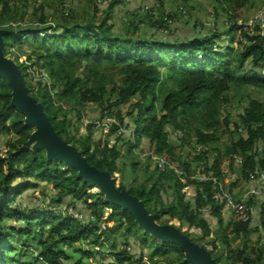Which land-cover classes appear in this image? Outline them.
<instances>
[{
  "label": "trees",
  "instance_id": "obj_1",
  "mask_svg": "<svg viewBox=\"0 0 264 264\" xmlns=\"http://www.w3.org/2000/svg\"><path fill=\"white\" fill-rule=\"evenodd\" d=\"M85 1L89 3L88 9L90 6L92 8V12L86 10L88 13L84 18H90L85 22L72 11V15L65 18L59 26L27 25L20 26L18 31H15L13 24L8 22L10 19H16L18 15L23 17L24 12L18 11L19 7L12 3V0H0V29L14 31L4 35L6 55H9L8 47L12 42L24 43V39L38 41L39 35H46L43 41L44 50L36 53V57L43 59L41 68L48 72L47 77L51 82L40 79L39 93L33 94L35 86L28 80V65L16 55L15 61L23 71L25 82L31 94L44 103L57 133L81 150L92 165L110 171L114 177L118 172L117 160L122 155L117 149V141L112 147L106 143L100 149V143L94 145L92 139L94 123L89 124V134L84 140L81 136H76L78 130L74 118L84 115L88 103L100 104L102 119L107 115H115L121 120V124L111 126V133H117L124 124V118L120 111L114 114L115 108L140 96V100L133 105L135 142L129 145L128 156L134 158L136 168L138 160L133 152L134 146L145 139L151 152L165 158L167 165L158 173L151 188L147 187L146 181L134 182L129 192L144 200L150 212V208L154 206L151 213L158 214V221L168 216L164 220L166 223L162 224L176 225L174 220H178L180 229L186 222L188 229L193 227L201 233L195 234L210 236L211 225L203 217V212L209 209L212 215L221 221L219 217L223 205L216 202L212 195L215 191L213 178L224 179L221 168L223 161L231 157V163L234 164L236 157L241 158L242 172L246 180H250L251 172L264 170V102L252 100L245 108L242 124L246 130H236L239 135L226 153H219L214 162L205 169V175L211 170L214 171L209 179L191 178L193 174L190 162L184 160V154L177 152V147L169 141L168 129L171 127L183 134V146L189 145L190 139L196 138L202 147H207L219 139L220 136L216 133L220 127L225 125L226 129H229L231 117L227 116L221 122L220 115L221 103L226 101V93L231 86L243 87L251 84L264 89L262 27L260 24L256 25V32L252 33L239 25L229 32L228 38H223L226 33L217 31L214 24L208 33L198 34L194 31V36L182 40L166 41L159 37L151 39L146 37L143 24L163 34H170L174 24L170 26L168 19L175 21L177 14L184 15L186 12L182 11V6L178 11L180 14H176L166 13L162 5L163 13L157 17L154 13L147 12L146 6L141 7L145 14L138 13V8L132 10L135 15L126 25V30L116 33L115 22L112 21L114 8L123 4L124 0H112L104 12L106 16L100 22L96 20V15L101 11L102 4L97 3V0ZM188 1L185 2L186 6ZM217 1L224 11L231 14L235 12V15L237 11L255 4L254 0ZM64 15L61 14L62 17ZM39 21L46 23L47 18L42 16ZM58 27L62 29L61 32H58ZM167 29L169 33L165 32ZM238 30H242V41L236 44ZM48 41L52 44L60 42L61 45L54 47L47 44ZM28 58L33 59L31 55ZM249 64H252L255 70L251 71ZM109 85H112V88L107 98ZM52 88L56 91L53 92ZM12 90L9 81L0 77V141L3 135L18 136L16 141L7 142L8 150L5 154L0 151V264H64L66 260L71 259L66 248H76L79 242L102 246L99 224L112 220L118 221L119 225L125 223L129 234L135 229L141 230L144 233L141 241L145 243L152 239L155 243V255L164 257L175 252L177 255L174 258L164 257L167 264H186L185 253L179 246L161 242L145 233L128 211L107 202L97 186L79 178L77 169L62 161L48 160L45 150L29 145L27 142L33 130L25 124V115L11 105ZM130 115L132 114L129 113ZM230 132L234 134L235 131ZM119 139H122V136H119ZM260 151L262 157L259 156ZM205 153L208 154L207 151ZM178 169L183 172H177ZM30 178L46 180L53 188L60 190L50 206L39 210L37 205L26 211L21 207L24 193L29 188L38 186L32 183ZM183 178L187 179V185L182 183ZM171 182L174 183L173 186ZM191 184L197 185L194 202L185 200L184 189ZM172 188L173 201L166 202L163 196ZM225 188L227 189L226 186ZM67 198L74 201L70 199V202L65 204ZM62 205L66 206L61 208ZM56 207L59 212L54 211ZM80 214L84 220L80 219ZM6 220L23 223L8 231L4 226ZM229 230L236 236L241 233L248 234L250 224L241 221L230 222L224 228L225 234H228ZM183 232L191 237L185 230ZM23 236L26 239L22 240V248L18 249L15 243H19ZM30 239L39 246L32 259H29L28 252H25L27 249L33 251ZM224 239L230 246L228 238ZM107 240L115 246L111 237ZM212 247L209 250L213 256L214 249H217L216 242L212 243ZM76 249L84 257L91 255L89 250ZM139 255L140 258H135L126 250L115 251L112 254L113 260L108 264H143L144 256L141 253ZM216 256V259L222 262L221 257ZM226 258V264H264L263 249L255 250L247 245L230 250ZM158 263L159 260L154 259L153 264ZM75 264L85 263L79 259Z\"/></svg>",
  "mask_w": 264,
  "mask_h": 264
},
{
  "label": "rangeland",
  "instance_id": "obj_2",
  "mask_svg": "<svg viewBox=\"0 0 264 264\" xmlns=\"http://www.w3.org/2000/svg\"><path fill=\"white\" fill-rule=\"evenodd\" d=\"M111 1L112 0H97V3L102 4L100 6L101 11H99L96 15V20L98 22H100L101 19L106 16L104 12L108 8ZM25 2L21 0H12V3H15L16 6L19 7L18 11L24 12L23 17L18 15L16 19H10L8 22L13 24L15 31H18L20 26L27 25L34 27H44L50 25L59 26L60 24H63L65 18L72 15V11L78 14L76 15L78 18L83 19L82 22H85L88 20V18H90V16H88L86 19L84 18L88 13L86 10L92 12L91 6L88 9L87 6L89 3H87L85 0H27ZM185 2H187V0H124L123 4L117 5L114 8L115 12L112 20L115 22L114 31L118 33L126 30V25L135 15V13L133 15L131 11L137 8L139 9L138 13L145 14V12L142 11V8L146 6L147 12L150 11L151 13L155 14V17H157L159 14L161 15L163 13V10H165L166 13H179L178 11H180L179 9L182 6L183 10H186V13L184 15L179 13L181 16L176 13L177 16L175 17L174 25L170 34H163L151 26L143 24L142 28L144 31H146V37L151 39L159 37L166 41H174L177 39L182 40L194 36V31H196L198 34L208 33L211 27H214L215 24L217 31L226 33L223 38H228L229 32L239 25L243 26L245 30L256 32L254 27L252 28L249 26V22L253 17L257 16L259 11L264 6V0H254L255 4L252 7H247V9L237 11V14L235 15V12H232L233 14H231L224 11L225 9L218 3L217 0H189L187 6L185 5ZM56 5L59 8L58 10ZM162 5L163 10H161ZM42 8H45V10ZM1 11L2 6H0V12ZM61 14L65 15L62 17ZM42 16L47 18L46 23H41L39 21V18ZM261 26L264 27V25ZM57 30L58 32L62 31V29L59 27ZM261 30L264 31V28H261ZM241 31L242 30H238L236 34V44L242 41ZM38 38V41H26V39H24V43H21L23 41L12 42V45L8 47L9 57L15 60L17 57L16 55H18L20 56L21 60L26 61L28 65L27 67L29 69L28 80L33 86H35L33 94L39 93L41 86H39L38 81L40 79L42 81L51 82V80H49L47 77L48 72L41 68V64L44 62L43 59L36 57V53H40L44 50L43 41L45 40L46 35H39ZM47 44L54 45V47L61 45L60 42L52 44L50 41H48ZM30 55L33 58L31 60L28 58ZM249 66L251 71L255 70V67L252 64H249ZM111 88L112 85H109V94L107 98L110 96ZM52 91L55 92L56 89L52 88ZM226 97V101L221 103L222 109L220 120L223 122L227 116H230L231 123L229 124V129H226L225 125L220 127L218 129V133H216L218 136H220L219 139L208 144L207 147H202V145L198 144L196 138L190 139L191 143L189 145L183 146V134L178 131H174V129L171 127L168 129L170 132L169 141L177 147V152L184 154V160L190 162L192 172L191 174H193L191 177L192 179H209L211 176H213V170H211L209 174L205 175V169L210 163L214 162L219 153H226L228 147L239 135L236 130L239 132L246 130L242 124V115L245 111V108L250 105L252 100L264 102V89L251 84H246L243 87L232 85L230 90L226 93ZM139 100L140 96H136L132 98L130 103L115 108L114 114L120 111L122 113V117L124 118V124L121 129H118L117 133H111V126L115 124H121V120H119V118L115 115H107L102 119V110L100 104L88 103L84 115L81 118H74V124L78 130L76 136H81L84 140L89 134V124L94 123L95 127H93L92 139L94 145H96L97 142L100 143L99 146L97 145L100 149H102L106 143H109L110 147H112L117 141V149L120 150L122 155L117 160L118 172L115 174V178L117 179L118 184L125 185L128 190L133 186L134 182L141 183L144 181H146L147 187L151 188L153 186L154 180L158 176V173L167 165L165 158L151 152L145 139L141 140L138 145L134 146L133 152L137 156L136 160H138V165L136 168L134 167L133 163L135 161L134 158L132 159L128 156L129 145L134 144L135 142V139L133 138V105ZM66 109H68V106ZM129 113L132 115L129 116ZM32 130L34 131L35 128H32ZM230 130L235 131L234 134L231 133ZM119 136H122V139H119ZM17 138V135H3L0 141L1 153L5 154L8 150L7 142H9V140H13L14 142L17 140ZM205 151H207L208 154H206ZM259 156H263L261 151ZM198 157L200 159H198ZM231 161V157H228L223 161L221 168L224 179H220L219 177L217 178H219V181L223 184V186L227 187V191H229L236 200L249 202L252 212H255L256 209L258 210V208H261L262 213L260 217L255 219V221L253 220L249 222L250 232L248 234L241 233L239 236H236L231 234L229 230L228 234H225L224 228L228 226L230 222L237 221L239 218H237L232 210H228L227 208L225 209L224 207L220 212L221 218L219 217V219H221V221H218L217 218L212 215L209 209H207L205 213L203 212V217L208 220L211 225L212 233L210 236L202 237L199 235L201 234L200 231H197L193 227L188 229L189 225L186 222L183 223L184 227L181 229L182 231L185 230L188 232L191 237H193L192 239L195 242L201 245H206L208 249H212V243L216 242L217 249H214L213 256L214 258H217L216 255L220 256L223 263H226L228 260L226 256L230 253V250L240 249L244 245H247L255 250L263 249L264 255V201H261V196H252L253 190L262 191L264 189H260V187L264 186V170L257 169L256 172L260 173L262 171L260 173L262 180L251 178L250 174L249 176L251 179L246 180L242 172L241 158L236 157L234 164L231 163ZM176 171L179 173L183 172L182 169H178ZM256 180H258L260 183ZM30 181L34 184H37L38 186H33L24 193L23 199L21 201L23 204L21 207L26 211L29 210L30 207H37V205L39 206V210L50 206L51 201L57 197V194H59L60 190L53 188V186L46 180L40 181L36 178H30ZM181 181L183 184L187 183L186 178L181 179ZM171 185L173 186L174 183L171 182ZM196 188V184H191L184 189L186 201L193 200L194 202L196 199ZM173 193L174 189L172 188L167 194H164V200L166 202H172L174 198ZM212 198L215 200L214 192ZM70 199L74 201L72 198H67L65 204H68ZM194 204L195 203H193V205ZM65 206L66 205H62L61 208H64ZM153 208L154 206L150 208L151 212L153 211ZM58 209L59 208L56 207L54 211L59 212ZM71 209L72 208H70V210ZM81 214L80 219L84 220V214ZM166 218H168V216L165 218L163 217L159 220V222L166 223L164 221ZM174 221L176 222L177 226L181 227L178 220ZM22 223L23 222L17 223L15 221L6 220L4 222V226H6L7 230L10 231L11 228L14 226L18 227L22 225ZM99 227L101 233L100 240L103 242V245L94 246L88 243L79 242L76 248H82L84 250L91 251V255L86 257H84L81 252H77L76 248H66V252L69 256H71V259L66 260L64 264H75V262L79 259H82L85 264H108L113 260V252L124 250L134 255L135 258H140L139 254H143V264H153L154 259L159 260L158 264H167V261L164 257L167 256L166 258L169 259L171 256L174 258L177 255L175 252L164 257L155 255V250L153 249L155 243L153 240L149 239L145 243L141 241V236L144 233L138 229H135L134 232L132 231L130 234L127 233V226L125 223L119 225L118 221L112 220L108 223L101 222ZM195 232L199 234H195ZM108 237H111V239L115 241V246H113L107 240ZM14 238L16 240L18 235ZM224 238H228L230 246L224 242ZM25 239L26 238L23 236L21 237V241H19V243H15L17 244L18 249L22 248V240ZM29 243L31 244L33 251L31 249H27L28 251L26 250L25 252H28V258L32 259L33 254H37L39 246L31 239L29 240Z\"/></svg>",
  "mask_w": 264,
  "mask_h": 264
},
{
  "label": "water",
  "instance_id": "obj_3",
  "mask_svg": "<svg viewBox=\"0 0 264 264\" xmlns=\"http://www.w3.org/2000/svg\"><path fill=\"white\" fill-rule=\"evenodd\" d=\"M9 32L14 33L0 29V77L6 78L13 89L11 105L25 115L27 126L35 128L27 143L45 150L48 160L62 161L77 169L79 178L97 186L107 202L128 211L145 233L161 242L179 246L185 253L186 264H226L214 258L207 247L195 242L178 226L160 223L158 214L151 213L144 200L131 194L125 185L118 184L110 171L92 165L81 150L57 133L44 103L31 94L20 66L6 55L4 35Z\"/></svg>",
  "mask_w": 264,
  "mask_h": 264
},
{
  "label": "built area",
  "instance_id": "obj_4",
  "mask_svg": "<svg viewBox=\"0 0 264 264\" xmlns=\"http://www.w3.org/2000/svg\"><path fill=\"white\" fill-rule=\"evenodd\" d=\"M181 9L183 12H186L185 10H183V8ZM168 23L170 24V26H172L174 24V21L172 19H168ZM258 24H260V26L264 25V6L259 11L257 16L253 17L249 22V26L252 28ZM165 32L169 33V30L167 29L165 30ZM256 172L250 173L251 178H257L258 180H262L261 174H260L262 171L260 173H256ZM258 180L256 181L259 182ZM213 181H214L213 187L215 190L214 191L215 200L221 203L225 209L227 208L228 210H232L237 216V218H239L237 219V221L249 223L250 221H253V220L255 221V219L260 217L262 213L261 208H258V210L257 209L255 210V212L254 211L252 212L251 205L249 202H243V201L236 200L234 196L229 191H227L225 186H223V184L218 179L213 178ZM262 188H264V186L260 187V189ZM252 196H255V197L261 196L260 198L261 201H264V189L262 191L253 190Z\"/></svg>",
  "mask_w": 264,
  "mask_h": 264
}]
</instances>
